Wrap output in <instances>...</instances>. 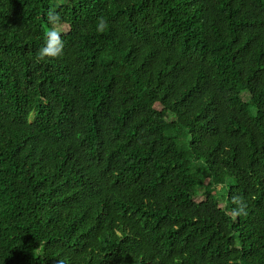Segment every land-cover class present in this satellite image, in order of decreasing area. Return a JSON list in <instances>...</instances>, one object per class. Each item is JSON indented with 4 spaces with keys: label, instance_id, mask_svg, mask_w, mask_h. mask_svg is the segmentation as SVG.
Returning a JSON list of instances; mask_svg holds the SVG:
<instances>
[{
    "label": "trees",
    "instance_id": "1",
    "mask_svg": "<svg viewBox=\"0 0 264 264\" xmlns=\"http://www.w3.org/2000/svg\"><path fill=\"white\" fill-rule=\"evenodd\" d=\"M0 264H264V0H0Z\"/></svg>",
    "mask_w": 264,
    "mask_h": 264
},
{
    "label": "clouds",
    "instance_id": "2",
    "mask_svg": "<svg viewBox=\"0 0 264 264\" xmlns=\"http://www.w3.org/2000/svg\"><path fill=\"white\" fill-rule=\"evenodd\" d=\"M49 24L52 26L46 32L45 44L39 49L38 59L45 60L46 58H58L63 54L64 41L61 37V32L57 25L60 22V17L50 11L47 14ZM108 28V22L105 18L98 19L95 29L97 32H104Z\"/></svg>",
    "mask_w": 264,
    "mask_h": 264
},
{
    "label": "rangeland",
    "instance_id": "3",
    "mask_svg": "<svg viewBox=\"0 0 264 264\" xmlns=\"http://www.w3.org/2000/svg\"><path fill=\"white\" fill-rule=\"evenodd\" d=\"M243 98L246 99L245 95H243ZM169 120H171V117H169ZM177 145H178V149L180 151H185L188 147V137L185 135H181V137L177 141ZM194 167H195V165H194ZM227 183H228V181H227ZM217 189H220V187L218 186ZM198 191H200V189ZM220 193L222 194L223 191L222 192L220 191Z\"/></svg>",
    "mask_w": 264,
    "mask_h": 264
}]
</instances>
